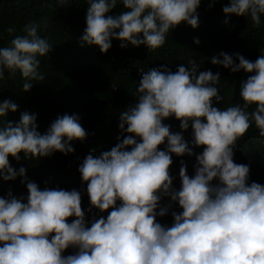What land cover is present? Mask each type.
Segmentation results:
<instances>
[{"label":"clouds","instance_id":"9594fccd","mask_svg":"<svg viewBox=\"0 0 264 264\" xmlns=\"http://www.w3.org/2000/svg\"><path fill=\"white\" fill-rule=\"evenodd\" d=\"M57 4L63 6L65 0ZM118 4L123 10L108 15ZM199 4L87 0L79 42L95 45L101 53L112 39L119 40L120 47L143 44L153 51L180 22L197 27ZM222 12L247 17L259 27L264 0H229ZM45 26L29 21L22 35L0 47V80L5 73H19L21 91L44 81L39 57L52 47L47 37L38 35ZM259 53L254 61L239 52L221 51L206 58L231 73L246 74L239 82L237 102L223 108L216 106L223 100L219 71H198L191 59L187 68L178 65L174 72L164 65L140 70L135 100L119 113L118 128L126 135L108 150L86 154L77 168L81 191L86 182L90 208L111 209L99 218L85 220L81 191L40 189L25 178L24 167L14 169L8 161L9 155L20 160L21 152L25 159L72 153L70 141L85 137L75 113L58 115L43 134L37 131L34 113L22 112L15 124H0V178L20 176L27 190L26 196L8 191L0 197V264H264V185L249 183V166L233 161L236 141L250 126L264 144V47ZM16 110L15 103L0 102V117ZM169 117L179 121L180 132L162 123ZM189 127L191 139L186 141L182 132ZM161 144L162 150L157 147ZM200 146L191 176L180 162L179 188H174L171 154L192 156ZM162 197L169 198L163 206ZM173 203L181 211L171 212L170 226L162 225L156 217L168 213ZM68 217L74 219L68 222ZM67 248L76 251L62 255Z\"/></svg>","mask_w":264,"mask_h":264},{"label":"trees","instance_id":"16d2710c","mask_svg":"<svg viewBox=\"0 0 264 264\" xmlns=\"http://www.w3.org/2000/svg\"><path fill=\"white\" fill-rule=\"evenodd\" d=\"M228 2L200 0L195 10L197 27L180 22L166 34L165 43L153 51L143 44L133 46L125 43L124 47H120L121 42L112 39L110 48L101 53L97 46H81L79 42L86 26L87 0H65L63 6H58L57 0H0V47L8 46L15 35H22L21 29L29 21L46 22L45 27L38 29V35L47 37L52 44L50 51L39 57V70L45 75L44 81H34L29 90L21 91L23 80L19 73L13 76L5 73V79L0 80V102L7 99L17 105L15 112L9 111L0 117V124L4 121L15 124L22 112L34 113L37 131L43 134L58 115L75 113L85 130L82 141H70L72 153L57 151L47 157L29 156L25 159L21 152L18 153L20 160L8 156L9 165L14 169L24 167L25 178L35 182L40 189L75 188L81 191L77 168L84 156L90 152L95 155L101 150H108L119 142L118 137L122 140L126 135L118 128L119 113L134 102L142 69L164 65L174 72L178 65L187 68V62L191 59L198 63V71H219L217 87L223 100L217 107L223 108L237 102L239 82L246 78V74L243 70L231 73L228 69L212 65L206 58L223 51L239 52L254 61L260 54L259 48L264 47V14L261 15L260 26L253 27L247 17L234 14L226 17L222 6ZM122 10V5L118 4L108 15H116ZM9 27L14 29L12 33L6 31ZM194 39L199 43H194ZM162 123L168 124L172 132L181 131L179 121L172 117ZM190 133L191 127L182 132L186 141L191 139ZM260 140L257 130L250 126L236 141L233 161L249 166V183L255 181L264 185V144ZM157 147L162 150L164 145ZM202 147L194 148L192 156L177 157L171 154L169 174L175 177L172 183L174 188H179L180 162L183 161L186 173L191 176L195 155L202 151ZM83 188L80 206L85 211V220L106 216L111 209L100 212L90 208L86 182ZM8 191L14 196L27 195L20 176L8 181L0 178V197ZM168 200V197H162L160 205L167 204ZM172 211L178 213L181 209L173 203L169 212L157 216L156 220L170 226ZM72 219L74 217L66 218L68 222ZM75 251L67 248L62 255L74 254Z\"/></svg>","mask_w":264,"mask_h":264}]
</instances>
